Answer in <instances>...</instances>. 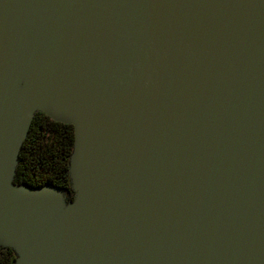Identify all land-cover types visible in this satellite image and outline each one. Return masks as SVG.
<instances>
[{
	"label": "water",
	"instance_id": "water-1",
	"mask_svg": "<svg viewBox=\"0 0 264 264\" xmlns=\"http://www.w3.org/2000/svg\"><path fill=\"white\" fill-rule=\"evenodd\" d=\"M37 113L72 190L15 183ZM0 246L14 264H264V0H0Z\"/></svg>",
	"mask_w": 264,
	"mask_h": 264
},
{
	"label": "trees",
	"instance_id": "trees-1",
	"mask_svg": "<svg viewBox=\"0 0 264 264\" xmlns=\"http://www.w3.org/2000/svg\"><path fill=\"white\" fill-rule=\"evenodd\" d=\"M75 143L73 125L37 113L21 154L15 183L39 188L47 184L72 190L70 158ZM13 249L0 246V264H14Z\"/></svg>",
	"mask_w": 264,
	"mask_h": 264
}]
</instances>
